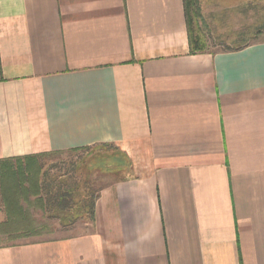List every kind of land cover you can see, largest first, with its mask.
Here are the masks:
<instances>
[{"label": "crops", "instance_id": "1", "mask_svg": "<svg viewBox=\"0 0 264 264\" xmlns=\"http://www.w3.org/2000/svg\"><path fill=\"white\" fill-rule=\"evenodd\" d=\"M96 146L126 174L91 231L0 264H264V41L193 53L185 0H0V164Z\"/></svg>", "mask_w": 264, "mask_h": 264}, {"label": "rangeland", "instance_id": "2", "mask_svg": "<svg viewBox=\"0 0 264 264\" xmlns=\"http://www.w3.org/2000/svg\"><path fill=\"white\" fill-rule=\"evenodd\" d=\"M194 28L204 36L206 51L217 52L264 41V0H192ZM115 146H96L41 156L32 166L33 177L22 174L28 161L0 164V245L45 241L83 234L92 229L89 215L63 222L47 201L36 192L34 178L42 167L41 183L50 191L76 190L79 199H88L123 172L99 167L101 161L123 157ZM118 154V155H117ZM36 165V166H35ZM11 167L5 177L3 171ZM58 216V215H57Z\"/></svg>", "mask_w": 264, "mask_h": 264}, {"label": "trees", "instance_id": "3", "mask_svg": "<svg viewBox=\"0 0 264 264\" xmlns=\"http://www.w3.org/2000/svg\"><path fill=\"white\" fill-rule=\"evenodd\" d=\"M193 7V1L192 0H185V9L188 19V28H189V38H190V44H191V50L193 53L195 52H203L206 51V42L204 40V36L200 34L195 28L193 24V17L191 15ZM35 162H32V159H35ZM27 157L25 159L29 160L28 169H23L22 174H27L29 177H33L34 173L32 171V166L34 164H37L38 158L37 157ZM31 161V162H30ZM10 161L3 162L8 163ZM5 164V165H6ZM36 166V165H35ZM95 167H99L101 169H105L107 171L112 172H118L120 170H123L126 167V163L122 160H114V161H101V163H98L96 166L95 164L91 166V169H94ZM11 171V170H9ZM12 172V171H11ZM3 175L6 176V173L4 172ZM41 177H42V167L39 166L34 178V185L36 186V192L38 195L42 196L41 201H45L46 198L44 196H48V203L52 210V212L56 215V217L62 216L60 219L64 221L72 219L73 217L77 216L83 217L84 215H89L91 218H93L94 215V209H95V202L97 199V195L91 197L90 200L88 199H79L78 198V192L76 190H68V191H58V193L54 195H50V191H48L45 186H43V183H41ZM58 215V216H57Z\"/></svg>", "mask_w": 264, "mask_h": 264}]
</instances>
